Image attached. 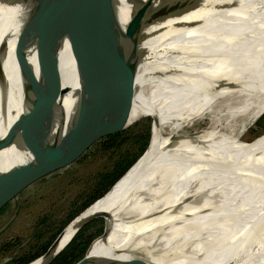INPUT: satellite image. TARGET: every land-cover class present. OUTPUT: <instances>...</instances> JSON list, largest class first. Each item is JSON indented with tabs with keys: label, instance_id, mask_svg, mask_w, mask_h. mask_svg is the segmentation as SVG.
I'll return each mask as SVG.
<instances>
[{
	"label": "bare ground",
	"instance_id": "1",
	"mask_svg": "<svg viewBox=\"0 0 264 264\" xmlns=\"http://www.w3.org/2000/svg\"><path fill=\"white\" fill-rule=\"evenodd\" d=\"M116 2L123 25L131 3ZM13 12V6L0 5V33ZM23 37L17 24L0 48V76L7 81L0 135L5 132L7 139L10 134L17 143L0 147V171L28 158L26 135H49L45 119L58 127L67 149L89 134L128 123L131 110L157 112L146 100L163 109L141 173L121 193L113 213L126 209L130 214L118 215L96 255L91 246L100 237L94 238L87 257L139 256L152 264H264V139L233 150L240 133L231 131L232 117L251 110V120L264 110V0H233L135 29L121 28L70 50L64 43L18 101L15 52ZM26 52L32 61V47ZM155 87L173 90L179 98ZM95 89L99 93L87 101L85 96H93ZM203 118L205 127L181 133ZM143 155L67 223L47 252L27 264H45L78 225L107 209L109 195ZM181 249L183 255L175 257Z\"/></svg>",
	"mask_w": 264,
	"mask_h": 264
},
{
	"label": "water",
	"instance_id": "2",
	"mask_svg": "<svg viewBox=\"0 0 264 264\" xmlns=\"http://www.w3.org/2000/svg\"><path fill=\"white\" fill-rule=\"evenodd\" d=\"M127 1L131 3V7L128 12L125 11L128 17L126 22L121 25L116 0H0V5L14 7L12 17L8 20H3L0 33V48L6 35L17 24L20 25L22 33L24 34L23 40L20 42L15 52V60L19 74V94L17 93L16 99L19 101L24 95H26L27 91L33 87L45 69L56 60L58 51L64 43L67 50H70L84 42L118 32L121 28L124 30L135 29L146 23L160 21L187 12L222 7L233 0ZM29 47H32V61L28 59L30 52L28 55L26 52ZM127 70L129 74L133 75L134 71L132 68H127ZM97 90L98 89H95L92 92L93 96L90 95L89 98L85 96V99L89 101L93 97L95 98V95L99 93ZM48 97L50 98L49 94ZM6 113L7 81L4 76H0V122L5 119ZM42 115L44 117V113H42ZM147 116L150 118V123L157 121L154 116ZM117 120L118 119L115 117V119H112L109 122L112 124L117 122ZM45 123L48 131L50 130L49 135H44L41 132L39 134L37 132H32V134L29 133L28 135L25 134V137H27L30 144V149L28 150L27 148L29 151L28 158H26L24 162L11 166L5 171H0V233L8 223L10 213L14 212L17 204L22 198H24L25 192L28 189L36 183L55 175L65 166L74 163L80 157L85 155L93 146L101 142V140L125 128L129 122L113 125L98 134H89L78 144L67 149L63 148L62 138L58 127L52 124L51 118L49 120L45 119ZM12 127H14V125H12ZM149 132L150 124L146 131L143 144L134 160L101 195L94 198L81 210L85 209L97 198L108 192L128 171V169L144 154L149 145ZM255 136L256 135L253 137ZM15 141L14 136H11L10 134L7 136V139L5 132L0 135V147L3 143L8 144V142L11 143ZM145 158L146 155H143L140 162L122 180L119 187L109 195L110 204L107 210L102 214H96L89 217L78 225L67 241L51 255V258H49L45 264H152L149 259L139 256L113 258L105 256L87 257L85 255L90 242L96 236H99L100 240L103 242L107 241V236L111 230L112 224L118 215L121 214V211L113 214L114 210H117L115 209L117 206V199L121 197V193L124 192L126 188L135 181L139 173H141L140 171L142 170ZM126 194L128 195L129 192L125 193V195ZM93 218L102 219L101 231L90 240L82 256L71 262H51L56 254L72 238L74 233L83 224ZM64 225L62 227H64ZM57 234L42 253L47 252L48 247L53 243ZM38 256L39 255L36 257Z\"/></svg>",
	"mask_w": 264,
	"mask_h": 264
},
{
	"label": "rangeland",
	"instance_id": "3",
	"mask_svg": "<svg viewBox=\"0 0 264 264\" xmlns=\"http://www.w3.org/2000/svg\"><path fill=\"white\" fill-rule=\"evenodd\" d=\"M158 89L162 88L155 87V90L158 91ZM146 101L153 104L157 112L152 109L131 110L127 116L129 123L125 126V130L127 133L135 134L136 132H143L145 128L148 130L150 124L149 148L156 138V133H154L156 126L160 128L163 112H161L162 107L159 106V102L154 100ZM250 113L251 110H248L241 115L232 117V122H234L235 126L231 131L233 134L240 133V137L232 145L233 150L249 147L264 139V110L251 120L249 119ZM147 115L154 116L157 120L156 123H150V118ZM226 119V116H222L220 120L226 121ZM206 125L207 119L203 118L193 127L181 133L191 132ZM254 135L256 136L253 137ZM118 138H121V136ZM144 138L145 135L141 140L137 136H128L123 138L119 144L108 148L102 147L99 142L77 161L60 169L53 177H48L28 189L24 198L17 204L14 212L10 213L9 221L0 233V264L19 254L22 250L29 248V241L35 233V223L39 217H46L41 223L43 227L49 228V230L55 229L54 226L58 225L60 220L66 216L74 205L83 201L98 187L95 182L99 175L112 169V163L119 157V154H124L125 158H127L137 150L139 151ZM146 154L147 151L144 155ZM121 213L126 216L130 214V211L125 209ZM99 242L100 238H98L95 246L91 248V254L96 255ZM188 244L187 241L186 245L188 246ZM105 245L107 246L106 243ZM182 252V249L181 253L176 252L175 257L181 256Z\"/></svg>",
	"mask_w": 264,
	"mask_h": 264
},
{
	"label": "trees",
	"instance_id": "4",
	"mask_svg": "<svg viewBox=\"0 0 264 264\" xmlns=\"http://www.w3.org/2000/svg\"><path fill=\"white\" fill-rule=\"evenodd\" d=\"M158 91L163 92V95L179 98L178 93L173 91V90L158 89ZM177 110H178V108H177ZM177 110H176V112H177ZM161 112H163V109H162ZM176 112H175V114H176ZM78 115H75L74 117H76ZM146 131H147V128H145L143 132H136L135 134H133V133H127L125 128H123L120 131L107 136L106 138L101 140L100 143H101L102 147L108 148L110 146H114V145L119 144L123 140V138H126L128 136H137L138 139L141 140V138L144 135H146ZM119 136H121V138H118ZM137 153H138V150L136 152H134L131 156L127 157V158H125L124 154L122 155L120 153L119 157L116 158L113 161L112 169L109 170V171H106V172H102L99 175V178L95 182V183H97L98 187H96V189L93 190V192H91L83 201H81L77 205H74L69 210V212L66 214V216L60 220L58 225L54 226L55 229H51L50 228L51 230H49V228L47 229V228L43 227L41 225V223H42V220L44 218H46V217L45 216L39 217L37 222L35 223V226H36L35 233L31 236L32 238L29 241V245H28L29 248L27 250H22L19 254L11 257L8 261H6V262H4L2 264H24L27 261L31 260L32 258L36 257L37 255H39V256L42 255L43 254L42 252L45 250L47 245L51 242V240L54 238V236L57 234V232L60 230V228L71 217H73L76 213H78V214H76L78 216L80 214V212L82 211L81 209L84 206H86L88 203H90L94 198H96L99 195H101L111 185V183L129 166V164L136 157ZM105 210H107V209H105ZM105 210H102L98 214H102ZM67 223L64 225V227L67 225ZM101 226H102V219L101 218H93V219L89 220L88 222H86L85 224H83L74 233V235L67 242V244L56 254V256L52 259L51 262H57V261H60V262H71V261H74L77 258L81 257L83 252H84V250H85V248H86V246L90 242V240L100 233ZM64 227L61 228L60 232L62 231V229ZM111 229H112V226H111ZM46 231H48L47 234H46ZM97 240L98 239H96L93 242L91 248L93 246H95Z\"/></svg>",
	"mask_w": 264,
	"mask_h": 264
}]
</instances>
